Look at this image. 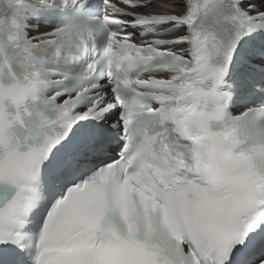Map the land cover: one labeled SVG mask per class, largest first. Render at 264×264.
Masks as SVG:
<instances>
[{"label": "snow or ice", "instance_id": "obj_1", "mask_svg": "<svg viewBox=\"0 0 264 264\" xmlns=\"http://www.w3.org/2000/svg\"><path fill=\"white\" fill-rule=\"evenodd\" d=\"M0 264H264V0H0Z\"/></svg>", "mask_w": 264, "mask_h": 264}]
</instances>
